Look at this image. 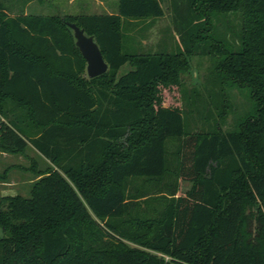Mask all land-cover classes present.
Masks as SVG:
<instances>
[{
    "label": "trees",
    "instance_id": "1",
    "mask_svg": "<svg viewBox=\"0 0 264 264\" xmlns=\"http://www.w3.org/2000/svg\"><path fill=\"white\" fill-rule=\"evenodd\" d=\"M169 1L182 49L147 54L124 50L122 20L160 17L163 0L64 17L0 1V149L49 161L28 197L0 196V264H264V0ZM229 13L235 49L211 31ZM69 22L104 73L86 75ZM198 51L252 102L226 131H189L162 104Z\"/></svg>",
    "mask_w": 264,
    "mask_h": 264
},
{
    "label": "rangeland",
    "instance_id": "2",
    "mask_svg": "<svg viewBox=\"0 0 264 264\" xmlns=\"http://www.w3.org/2000/svg\"><path fill=\"white\" fill-rule=\"evenodd\" d=\"M9 15H56L116 13L118 0H0ZM169 0H163L164 13L160 17L123 19L124 50L132 54L156 52L176 53L182 49L180 36L173 22ZM229 13L215 19L211 31L214 37H225L229 49L239 43L240 14ZM225 21H228L227 23ZM233 45L235 47H233ZM218 55L198 51L188 58L187 68L180 73L179 83L161 89L162 104L178 106L189 131H208L219 127L230 129L239 116L252 111V102L245 88L219 82L214 65ZM133 67L123 65L118 74ZM49 166L36 149L28 145L22 153L0 149V196L28 197L31 186L39 174ZM189 182L180 180L177 194H182ZM168 259V258H167ZM169 264H179L171 261Z\"/></svg>",
    "mask_w": 264,
    "mask_h": 264
},
{
    "label": "water",
    "instance_id": "3",
    "mask_svg": "<svg viewBox=\"0 0 264 264\" xmlns=\"http://www.w3.org/2000/svg\"><path fill=\"white\" fill-rule=\"evenodd\" d=\"M68 25L73 30L75 44L86 61V75L92 78L104 73L108 68V64L104 60L93 36L86 35L84 30L73 22H69Z\"/></svg>",
    "mask_w": 264,
    "mask_h": 264
}]
</instances>
